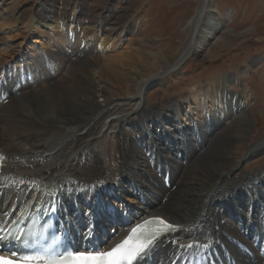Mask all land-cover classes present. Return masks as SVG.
Instances as JSON below:
<instances>
[{
	"label": "bare ground",
	"instance_id": "6f19581e",
	"mask_svg": "<svg viewBox=\"0 0 264 264\" xmlns=\"http://www.w3.org/2000/svg\"><path fill=\"white\" fill-rule=\"evenodd\" d=\"M38 1L39 8L23 12L19 22L34 35L52 32L49 43L58 48L14 75L0 67V227L36 209L55 211L75 238L73 253H87L107 250L128 228L155 217L178 229L157 240L139 264H264V174L239 173V163L264 150V139L250 142L248 97L229 90L236 74L211 78L196 90L209 113L207 118L194 106L197 123L179 121L183 104L166 101L151 117L140 104V95L159 83L151 71L169 72L185 58L211 55L230 43L233 35L221 32L226 20L213 0L194 3L182 46L152 59L142 51L121 52L118 66L100 65L99 53L80 48L79 37L109 48V36L120 40L130 33L134 2L116 12L120 0H71L65 6L75 12L68 13L59 0ZM0 21L11 23L1 12ZM117 85L133 93L107 95V87ZM99 135L116 145L108 143L102 152ZM54 150L44 166L4 162ZM48 183L52 194L44 197ZM121 194L137 199L136 206L110 200Z\"/></svg>",
	"mask_w": 264,
	"mask_h": 264
},
{
	"label": "rangeland",
	"instance_id": "374dc122",
	"mask_svg": "<svg viewBox=\"0 0 264 264\" xmlns=\"http://www.w3.org/2000/svg\"><path fill=\"white\" fill-rule=\"evenodd\" d=\"M59 1L61 9H66L68 13L75 12L71 9L72 4L65 6L71 0ZM128 1L134 2L130 12L131 16L128 19L129 23H133L130 33H126L120 40L113 38L114 35H108L110 45L109 48L105 46V50L97 48L93 43L90 44L86 38L79 37L80 48L92 47L99 53L100 65L118 66L120 62H124L119 56L121 52L137 55L139 51H142L145 58L152 59L155 56H160L164 50L179 48L186 41L187 33L183 31V25L192 15L194 3L198 0H120L114 6V10L120 11ZM213 2L218 17L226 20L221 32H230L233 35L230 43L211 55L205 54L198 59L185 58L169 72L167 67L163 70L154 69L151 71L152 75H157L159 83L149 88L144 96L143 93L140 95V104H144V112L145 114L149 113L147 115L150 117L153 110L159 105L165 104L166 101L175 102L176 105L177 103L183 104L184 111L177 118L181 123H195L196 121L192 119L195 116L194 106L196 107V105L201 107L199 109L202 110L205 117H209L207 104L200 94L197 95L196 90L209 82L211 78H223L236 74L237 79L230 84L229 90L234 94L243 92L248 97L249 102L246 105V110L251 120L250 142L260 141L264 139V0H213ZM38 4V0H0L1 14L8 15L11 19V23L0 21L3 25L0 26V39L5 40L4 42L0 41V57L4 60L0 63V67L9 76L16 74L19 70L22 71L24 65L30 66L31 60L34 62L33 60L37 57H44L58 48V46L54 47L49 43V39L53 35L52 32L40 30L34 35L33 30H24L26 22H19V15L27 10L34 12L39 8ZM62 24L60 23V25ZM21 31L24 32V35L21 34ZM10 49H13L15 56H10ZM19 56L22 57L15 58ZM144 63L145 60L143 59L141 64ZM170 74H173L171 79ZM123 86L117 85L114 88L108 86L107 95L115 99V97L119 98L118 96L122 98V95L126 93H133V91L129 92L128 89L125 91L128 87ZM15 96L20 98L18 92H15ZM182 98L185 100L181 101ZM96 101L100 104L103 103L98 98ZM19 102L21 101H18L17 105ZM18 107L20 109V106ZM141 116L145 117L144 115ZM98 141L101 144L102 152L108 150V143L114 144L112 146L116 145L115 140H109V137L106 139L103 135H99ZM111 148L112 150L116 149L115 147ZM54 153L56 150L39 157H7L4 162L25 165L26 162L34 161L39 166H44L49 158L55 156ZM241 163L242 167L239 163V173H243L245 177L253 174L258 176L260 172L264 174V150L258 155L245 158ZM165 185L168 186V184ZM48 186L50 183L42 185L44 197L52 194V192L47 193L50 189L47 188ZM53 194L55 195V193ZM110 200L115 204L123 203L131 207H135L137 202V199L128 194H121L120 198L113 196L110 197ZM114 226L116 228L121 227L115 224ZM188 244L190 245V243Z\"/></svg>",
	"mask_w": 264,
	"mask_h": 264
},
{
	"label": "snow or ice",
	"instance_id": "6c2138e0",
	"mask_svg": "<svg viewBox=\"0 0 264 264\" xmlns=\"http://www.w3.org/2000/svg\"><path fill=\"white\" fill-rule=\"evenodd\" d=\"M0 159H3V157H0ZM153 223L157 225L155 231L144 236L143 240H139L138 238L134 245L131 239H129L107 253H97L88 256L68 253L67 256H62L54 261H45L44 264H133V261L137 257L152 247L154 241L159 236L176 230L175 225L169 224L163 219H158L153 221ZM136 231H141V235H143L142 230H134V235ZM21 238L15 237V239ZM42 259V257L24 256L16 264H40ZM0 264H13V262L0 257Z\"/></svg>",
	"mask_w": 264,
	"mask_h": 264
}]
</instances>
